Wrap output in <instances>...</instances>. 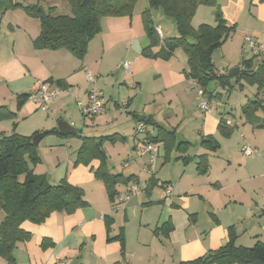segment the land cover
Instances as JSON below:
<instances>
[{
	"label": "crops",
	"instance_id": "obj_1",
	"mask_svg": "<svg viewBox=\"0 0 264 264\" xmlns=\"http://www.w3.org/2000/svg\"><path fill=\"white\" fill-rule=\"evenodd\" d=\"M17 1L24 5L37 3V0ZM218 4L228 25L236 26L235 32L230 37V45L227 41L212 56L214 65L219 70L228 72L238 67L241 68L244 61L254 58L255 55L247 45L245 46L246 37H252L260 43L264 41V0H218ZM42 5L45 9L54 8L57 15H71V7L67 0L66 3L64 0H45ZM210 11L209 17L215 24V8L210 7ZM134 15L135 10L131 18L104 17L102 32L91 41L88 54L83 60L78 59L65 49L56 51L36 49L34 41L41 33V24L39 20L29 17L23 10L8 11L0 15V105L6 106L16 113L13 124L17 123L16 132L18 134L29 137L57 128L53 124L50 113L52 116L58 117V111H67L75 105V102H77L76 104L78 101L87 103L89 92L92 90L88 80L89 75L92 76L90 72L102 77L99 84L110 80L102 75L105 73L106 61L121 63L122 59L132 55L134 60L132 65L135 68L134 77H137L148 67L147 61H143L145 57L142 56V52L149 46L150 41L146 32H143L142 35L136 34V31L139 30L135 27ZM140 22L143 23L142 16ZM212 22L209 24H213ZM156 27L159 29L158 26ZM160 34L164 39L163 33ZM236 42H238L237 46ZM160 48L161 46L155 47L153 52H159ZM236 51L239 53L241 62L235 65L233 60ZM92 54L98 57L94 64L89 60V56ZM145 60L153 62L156 69L162 68L155 77L157 81L164 80L161 82V87H157L156 97L158 94L160 96L165 93L166 95L170 94L167 97V102L171 105L174 101L182 102L186 99L189 101L188 97H190L192 104L187 110L191 114L201 112L197 95H193L192 89L189 87V83L192 81L188 78V59L181 49H178L170 60L152 58ZM263 60L264 54H261L254 63L258 65ZM115 67L114 65L113 71ZM57 80L65 81L66 88L58 87L55 83ZM123 81L124 85H127V82ZM233 82L232 80V85L225 88L216 84L210 86L211 94H213L212 101L215 103L219 101L224 105H216L221 118H229L232 109L235 108V105L228 104L229 96L235 91L234 87L237 85ZM42 86H48L58 92V97L50 103L48 117L40 115L39 108L32 101H28L18 109L17 100L20 95L35 94ZM114 88L115 85H112V89L107 90L106 93L101 91L106 112L103 111L101 116L93 119L91 131L94 136L90 137H98L95 133L108 130L116 125L131 124L135 130L140 118L151 113L144 104L135 107V102H138L142 94L141 91L136 93L133 98L128 97L121 104L115 103L112 107L107 105L109 100L113 99ZM160 88L161 90H159ZM106 95L109 100L105 98ZM152 97L153 94H151ZM122 111L125 112L124 116ZM221 118H218L214 113L204 114L202 139L203 137L215 139L219 148L208 150L201 145L199 154L193 158L188 155L191 147L188 150L177 149L180 142L190 144L183 136L181 139L177 138L180 125L186 121L184 116H181L180 124L172 129L176 133V142L171 147L172 151L168 152L163 143L158 144L160 151L152 175L147 174L144 167L148 157L139 155L145 137L139 138L133 135L129 137V134L127 135L122 130H120L122 132L114 133L121 135L125 140L116 142L111 148V151L115 152V156L120 159V166L113 161L112 155L107 153L109 154V169L113 174H125V171L128 170L129 174L125 175L136 176L141 188V193L135 195L120 212H114L113 206L116 199L110 201L103 182L96 179L91 170L99 166L98 162H93L88 167L89 170L77 178H73L74 173L84 165L75 164V168L72 169L71 164L68 163L66 178L70 184L84 190L85 199L89 205L78 209L71 215L54 212L41 225L29 221L24 222L21 228L30 233L32 237L29 241L17 243L13 252L16 264H57L63 259H68L71 264H180L201 258L210 251L224 246L229 241V226H225L221 218L217 216L215 202L201 190L205 185H209L212 190L227 192L228 187L243 185L244 178L241 175L238 174L234 181H230L233 174L230 176L227 174L231 171L232 173L236 172L237 167L238 170H242L241 164H244L245 161L236 164L231 156L225 155L223 158L218 156V153L223 150L218 136L228 138V140H232L234 137L233 128H230L232 132L219 129ZM150 119L169 130L154 115L150 114ZM22 120L26 121L24 125H21ZM246 122H248L247 119ZM252 124L257 129L264 127V122L260 117ZM149 127H153L154 132L151 133ZM146 129L156 135L154 126H146ZM55 136L57 137H53L46 148L61 145L68 147L67 149L72 148L70 138L64 139L63 136L56 134ZM44 139L40 145L45 141ZM107 145L108 143H105V150ZM81 146L82 139H80L79 147L81 148ZM67 151L69 152V150ZM61 152L64 153V151ZM175 154L178 155L176 160L183 162L184 169L177 165L176 170L171 168ZM222 154L224 155L225 152ZM55 156L56 159L59 158L57 154ZM253 156L244 155L245 159ZM131 158L133 159L131 165L124 168L125 163ZM192 165L195 166L194 169H192ZM206 165H208V171L206 174H202L199 167L204 168ZM159 167L168 169V177L165 176L164 180L156 177ZM216 172L219 175L215 177ZM144 173L149 175L148 178L143 175ZM178 176V180H175ZM151 178H155L158 184L156 182V185L148 188L147 181ZM207 180H209L208 183ZM164 184L163 188L161 185ZM158 185L163 192L156 190ZM125 189L122 187L121 192ZM166 189L172 191L171 196H166ZM232 197L234 195L225 194L222 202L224 203ZM217 200H220V197ZM106 218L111 223L110 232H108ZM4 219V212H0V224ZM169 222L170 225L165 226ZM122 232L125 238L124 251L120 242L108 241V236L114 238ZM256 239L264 243L259 236H256ZM44 240L51 242L52 246L43 248ZM0 264H7V262L0 258Z\"/></svg>",
	"mask_w": 264,
	"mask_h": 264
},
{
	"label": "trees",
	"instance_id": "obj_2",
	"mask_svg": "<svg viewBox=\"0 0 264 264\" xmlns=\"http://www.w3.org/2000/svg\"><path fill=\"white\" fill-rule=\"evenodd\" d=\"M123 1V4L116 6ZM138 0H67L71 7V15H57L54 8L45 9L37 0L36 4L24 5L17 0H0V15L8 11L23 10L29 17L39 20L41 33L34 46L38 50L56 51L65 49L83 60L89 50L91 41L102 32V19L104 17H129L134 13ZM147 8L142 12L144 30L150 41L149 46L143 50L145 58L170 60L178 49H181L188 59V78L198 86L205 96L212 101L211 85L230 87L234 84H244L257 88L255 99L243 107L246 119L255 123L259 117L258 111L264 110V60L255 65L253 59L244 61L242 67L223 72L212 61L213 53L221 48L235 32L236 26H229L220 10L218 0H147ZM201 6L215 8V24L202 23L195 26L193 21ZM153 11H160L163 16L176 25L178 36L161 38L159 29L154 24ZM161 46L159 52L154 53L155 47ZM52 82V81H50ZM56 85L66 88V82L57 80ZM33 94L20 95L17 100L18 109L30 101ZM16 113L8 107L0 105V120H13ZM146 118V117H145ZM139 122L146 126H154L156 135L148 132L147 139L155 144L163 143L167 151L176 142L174 130H167L158 125L153 119H141ZM14 126L17 123L14 122ZM219 129L230 130L223 118L220 119ZM233 130V129H232ZM49 134L59 135L57 128ZM33 136H23L15 130L12 134H0V212H4L5 219L0 224V258L7 264H16L13 252L19 242L31 239V234L24 231L21 226L24 222L41 225L54 212L73 214L78 209L87 207L84 190L63 180L59 185H52L46 175H36L32 164L41 161L38 147L33 144ZM82 139L76 165L91 166L98 162L99 166L91 170L96 179L103 182L110 201L121 193L122 187L138 184L136 176H127L123 173H111L108 166V155L104 148L105 143L115 144L125 138L119 134L105 137L83 136L77 131L72 136ZM202 146L208 150H216L219 144L213 138L202 139ZM189 143H178L177 149L188 150ZM206 167H199L202 174L208 171ZM24 180L21 181V177ZM155 178L147 181L148 188L158 184ZM156 183V184H155ZM163 188L165 186L161 185ZM106 217V216H105ZM108 232L110 221L106 218ZM170 225V222L165 226ZM237 236L234 227L229 228V241L217 250L207 255L180 264H264V243L257 241L253 247H243L236 244ZM108 241L121 243L123 251L125 245L124 233L117 237L108 236ZM43 248L52 246L44 240Z\"/></svg>",
	"mask_w": 264,
	"mask_h": 264
},
{
	"label": "rangeland",
	"instance_id": "obj_3",
	"mask_svg": "<svg viewBox=\"0 0 264 264\" xmlns=\"http://www.w3.org/2000/svg\"><path fill=\"white\" fill-rule=\"evenodd\" d=\"M64 1L66 3V0ZM121 4H123V1L117 3L116 6L118 7ZM147 6V0H138L134 8V19L136 21L135 27L139 30L136 31V34L138 35H142L143 32H145V30H143V23L140 22V19L142 16V12L145 10V8H147ZM198 11L199 12H197V15L193 21L194 25L199 26L202 23L209 24V22H212L209 17L211 12L210 7L201 6ZM153 19L154 24L159 27L160 33H163V36L165 38H173L178 36L175 23L165 18L160 12L153 11ZM230 43L231 39L229 38L228 45H230ZM237 44L238 42H236L235 45L237 46ZM238 57L239 53L238 51H236L235 59L233 60L235 62V65L240 64L241 62L240 57ZM97 58L98 57L93 54L89 56V60L92 62V64L95 63ZM145 59L143 61H147L148 67L145 68V70L142 71L137 77H134L135 68L132 65L134 62L132 55L128 56L125 59H122L121 63H112L111 61H106L105 73H103L102 75L103 77L105 76L106 78H110V80L99 84V81L102 77H98L96 73H92L89 71L96 79L95 84L89 83L91 85V89L97 88L100 91L106 93L107 90L112 89V85H115L112 93L113 99L109 100L108 95H106L105 97L109 100L107 105H109L110 107L114 106L115 103L121 104L124 100H127L128 97L133 98L136 93H139L141 91L142 94L140 95L139 100L137 99L138 102H135V107H139L142 104L147 106V110L151 112L150 114L154 115L156 118H158L159 121L163 122L165 126L169 128V130H172L178 124H180L179 120L181 116H184V120L186 119V121H184V123L180 125L181 127L177 132V138L181 139L182 136L187 138L188 142H190L191 144H189L188 147V149L191 147L188 155L194 158V156L199 154L202 145V123L204 119V113L201 111V109H199L201 111L200 113L197 112L193 114H191L187 110L188 107L192 104V99L190 97H188L189 101H187V99L186 101L182 102L174 101L172 105L168 104L167 102V97L170 94L166 95L165 93L161 96L158 94V97H156L157 87H161V82L164 80L157 81L155 77L156 73L161 71L162 68L156 69V66L153 64V62ZM125 63L129 64L128 69L125 67ZM114 65L116 67L113 71ZM118 66H120V68H118ZM111 71L113 72L111 73ZM123 80L127 82V85H124ZM189 87L190 89H192L191 92L193 93V95H197V90L192 88V83H189ZM234 88L235 91L229 96L230 100L228 99V104L235 105V108L232 109L229 118L226 117L231 121V126L228 127L234 129V137L232 140H228V138H222L218 136V140L222 145V151L225 152L224 155L222 154V151L219 152L218 156L222 158L225 155L231 156L236 164H239V162L243 163L242 161H245L244 164H241L243 166L242 170H238V167L236 168V172L238 173H232L231 171L227 174V176L233 174L230 178V181H234L236 178L235 176H237L238 174L241 175L244 178V183L243 185L239 184L228 187L227 192L212 190L209 185H205L201 191H203L208 198L215 202L216 214L219 218H221L223 224L225 226H229V228L234 227V232L238 237L236 244L238 246L250 248L253 247L257 242L256 236H259L260 240L264 241V127L261 129H257V127L254 126L252 122H246V118L244 116L243 107L247 105L252 99H255L257 88L248 84H244L242 87L240 85H235ZM159 90H161V88ZM151 94H153L152 98ZM155 99L157 101H154ZM76 103L77 102H75V105L71 106L67 111H58V117H56V115L52 116V114L50 113L53 124H55V126H58V123L60 121H63L71 125L75 129L81 131L83 136H94L91 129L93 128L92 124L95 117H85L79 105ZM50 105L51 104H49L48 110L46 111L39 109V114L48 117V113L50 112ZM211 105L213 106L212 113L216 114L218 118H221V115L219 116V108L216 107V103L211 102ZM221 110L223 109L221 108ZM104 112H106L105 108ZM122 113L124 116L125 112L122 111ZM102 114H100L99 116H101ZM150 114L147 113L146 117H149ZM175 114H177L178 117L175 116ZM258 114L256 115L259 116L264 122V110L258 111ZM25 122L26 121L22 120L21 125H24ZM17 128L18 125L15 127L13 124V120H0V134H12L14 130L17 131ZM149 128L151 133L154 132L153 127ZM120 130H122L127 135L129 134V137L133 135L135 137L142 138V134L139 135L134 133L136 129L134 130L133 125L131 124L112 126L108 130L95 133V135L98 137L107 136L112 135L116 132H122ZM242 135H244L245 137L242 138ZM53 137L57 136H55V134H50L45 137V141L42 142L41 145L39 144L38 153L40 155L41 161L37 164H32V169L36 175H46L47 177L49 176L48 179L52 185H59L63 180L68 181L66 178L68 174V163L71 164L72 169L75 168L77 152L80 148V139L77 137L70 138V143L72 145V148L70 149H67L68 147L66 148L64 145L58 147H48L49 149L46 148V145L48 146V143L52 141ZM113 146V144L108 143L106 150L107 153L109 152L112 155L113 161L117 165H119L120 159L115 156L114 151H111V148ZM247 146L257 151V153L254 154L252 158H247L248 160L245 159L242 153L244 148ZM51 148L53 150H50ZM67 150H69V152ZM61 151H64V153H62ZM55 154H57V156L59 157L58 159H56ZM107 155L109 156V154ZM176 157H178V155L175 154L171 168L176 170L177 166H179V168L182 167L184 169L185 166L183 162L177 161ZM132 161L130 162V165ZM214 162L215 161H213V163ZM161 163L163 162L161 161ZM215 164H217V162H215ZM88 167L89 166L85 165L84 167H81L79 171L74 173L73 178L81 177L83 173H85V171L89 170ZM194 167L195 166L192 165V169H194ZM125 174H129V171L126 170ZM147 174L144 173L143 175H146V177L148 178L149 175ZM214 175L216 177L219 174L216 172ZM165 176L168 177V169L159 167L156 177L160 180H164ZM178 178L179 176L176 177L175 180H178ZM20 179L21 181H23L24 177L22 176ZM208 182L209 180H207V183ZM143 185H145V183H143ZM156 190H158V192H163L162 188L159 185ZM225 194L234 195V197H232L231 199H227V201L223 203L222 201ZM218 197H220V200H217Z\"/></svg>",
	"mask_w": 264,
	"mask_h": 264
},
{
	"label": "built area",
	"instance_id": "obj_4",
	"mask_svg": "<svg viewBox=\"0 0 264 264\" xmlns=\"http://www.w3.org/2000/svg\"><path fill=\"white\" fill-rule=\"evenodd\" d=\"M251 50V52L255 56H260L261 54H264V41L260 43L259 41L253 39L252 37H246L245 38V46ZM125 67L128 69L129 64L125 63ZM224 72V71H223ZM89 82L92 84L96 83V79L89 75ZM193 87L197 90V99L199 102V108L201 111L205 114H211L213 111V106L211 105L210 99L205 96L203 91L198 88V86H195V83L192 82ZM58 97V92L51 89L48 86H42L37 93L33 94L30 98V101H32L34 104L37 105L39 109H42L44 111L48 110L49 104L55 100ZM103 95L102 92L97 88H92L90 90L88 95V101L87 103H83L81 101H78V105L84 114L85 117H98L101 113L104 111V104H103ZM217 106H224L223 103L216 101ZM223 118V117H222ZM227 126H231V121L227 118H223ZM136 134H142L144 136V144L142 148L139 151V155L141 157H148V161L144 165L146 173L152 175L153 174V168L156 164L158 155H159V145L152 143L149 141L146 136L148 134V131L146 129V125L142 122H139L136 125ZM257 151L254 150L251 147H245L243 150V154L245 156H252L256 154ZM133 159H129L125 163V167H128L130 162ZM141 193V188L138 184H131L128 187H126L125 190H123L115 199V203L113 206L114 212H120L123 208L126 207V205L131 201V199ZM165 194L167 197L171 196L172 191L170 189H166ZM57 264H71L68 259H63Z\"/></svg>",
	"mask_w": 264,
	"mask_h": 264
},
{
	"label": "water",
	"instance_id": "obj_5",
	"mask_svg": "<svg viewBox=\"0 0 264 264\" xmlns=\"http://www.w3.org/2000/svg\"><path fill=\"white\" fill-rule=\"evenodd\" d=\"M143 119H146L145 117H142V120ZM149 120V117L147 118ZM58 131H59V134L63 137H67V136H72L76 133V129L74 127H72L71 125L63 122V121H60L58 123ZM49 134V131H45V132H41V133H38L37 135H35L33 137V144L36 145V146H39L40 142Z\"/></svg>",
	"mask_w": 264,
	"mask_h": 264
}]
</instances>
